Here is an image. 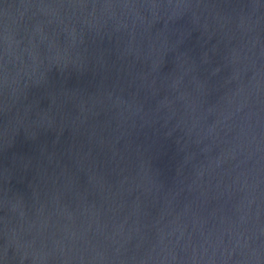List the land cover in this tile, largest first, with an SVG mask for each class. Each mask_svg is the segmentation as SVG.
Listing matches in <instances>:
<instances>
[{"label":"water","instance_id":"obj_1","mask_svg":"<svg viewBox=\"0 0 264 264\" xmlns=\"http://www.w3.org/2000/svg\"><path fill=\"white\" fill-rule=\"evenodd\" d=\"M0 264H264V0H0Z\"/></svg>","mask_w":264,"mask_h":264}]
</instances>
